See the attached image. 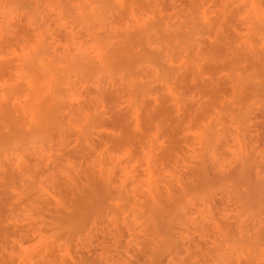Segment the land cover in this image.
Wrapping results in <instances>:
<instances>
[{"label":"rangeland","instance_id":"rangeland-1","mask_svg":"<svg viewBox=\"0 0 264 264\" xmlns=\"http://www.w3.org/2000/svg\"><path fill=\"white\" fill-rule=\"evenodd\" d=\"M0 264H264V0H0Z\"/></svg>","mask_w":264,"mask_h":264}]
</instances>
